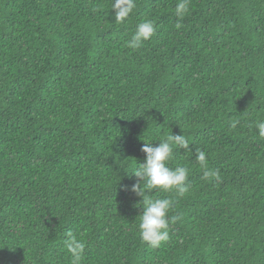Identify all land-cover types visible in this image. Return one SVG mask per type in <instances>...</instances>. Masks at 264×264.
Segmentation results:
<instances>
[{
    "label": "trees",
    "instance_id": "trees-1",
    "mask_svg": "<svg viewBox=\"0 0 264 264\" xmlns=\"http://www.w3.org/2000/svg\"><path fill=\"white\" fill-rule=\"evenodd\" d=\"M135 3L118 24L112 0H0V264H72L69 230L82 264H264V0H191L179 29L177 0ZM172 133L191 187L149 193L182 217L151 248L130 175Z\"/></svg>",
    "mask_w": 264,
    "mask_h": 264
},
{
    "label": "clouds",
    "instance_id": "clouds-1",
    "mask_svg": "<svg viewBox=\"0 0 264 264\" xmlns=\"http://www.w3.org/2000/svg\"><path fill=\"white\" fill-rule=\"evenodd\" d=\"M191 0H177L174 9L178 18L176 28L182 27L179 22L190 11ZM112 14L116 23H124L136 7L135 0H112ZM156 33V25L152 20H145L137 24L131 38L125 42V47L139 50L146 41L153 38ZM235 127V124L232 125ZM260 137H264V121H256ZM175 149L191 151V145L184 135L173 133L161 138L158 143L144 142L141 151L145 154V161L138 163L130 176L138 180L131 187V191L141 198L135 206L142 208L138 216L139 235L144 243L151 248H158L169 239V228L182 219L179 215H169L176 201L169 198H153L149 193L159 191L175 193L177 198L184 197L190 190L189 168L185 166L169 167V161L173 158ZM195 162L203 169V179L220 181V174L209 169L207 153L197 148L194 153ZM136 220V221H137ZM64 244L71 255L72 264H82L85 251V242L77 234L69 230L65 233Z\"/></svg>",
    "mask_w": 264,
    "mask_h": 264
}]
</instances>
